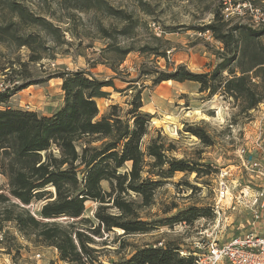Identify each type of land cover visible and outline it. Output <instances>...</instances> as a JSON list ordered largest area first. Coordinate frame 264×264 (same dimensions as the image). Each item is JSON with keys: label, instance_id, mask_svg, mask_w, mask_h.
<instances>
[{"label": "rangeland", "instance_id": "obj_1", "mask_svg": "<svg viewBox=\"0 0 264 264\" xmlns=\"http://www.w3.org/2000/svg\"><path fill=\"white\" fill-rule=\"evenodd\" d=\"M8 1L19 3L34 15L44 18L56 31L50 33L19 23L20 33H32L37 37L32 44L36 50L0 42V84L39 80L53 72L83 69L100 80L112 81V86L105 88L109 97L97 101L100 114L105 113L110 104L127 109L126 101L136 89H140L142 110L152 116L149 133L143 142L159 130L165 141L173 146L171 156L199 165L197 173L176 171L162 179L153 202L138 209L141 218L168 221L165 222L167 224L157 225L147 233L132 235H123L122 230L114 229L98 239L101 245L96 247L102 249L100 259L103 262L127 258L135 248L144 245L170 243L183 253H193L202 243L215 240L222 244L232 233L246 228L245 219H249V215L237 199L243 183L254 184L258 180L255 176L252 180L248 177L241 161L249 152L259 156L253 148V141L264 114V75L254 88L263 101L254 109L245 110L244 99H234L221 92L214 95L205 91L200 93L198 84L189 81H162L153 85L151 76L141 72L146 68L171 70L179 64L193 72L211 71L221 60L222 43L210 31L199 27L209 24L214 12L221 15L223 0H103L113 9L124 10L131 15L132 22L126 35L115 32L121 30L126 22L106 14L98 8L96 0H0V22L9 18L16 20L6 4ZM262 1L251 0L256 5ZM226 22L228 26L247 25L251 18L249 15L233 17ZM100 27L112 30L111 36H104ZM256 40L264 44V35ZM114 46L122 49L131 47L132 50L121 63H117L119 54L112 50ZM147 47L157 48L159 53L165 52V56L169 50L168 59L154 56L145 50ZM30 53H40L41 58L36 62L29 61ZM246 61H233L231 67L237 70L238 63L245 66ZM223 75L227 73L223 72ZM56 81V78H51L32 84L12 95L6 105L40 114L52 112L60 98V87ZM128 85H131L130 89L126 88ZM187 125L203 127L212 144L204 145L197 137L184 131ZM261 128L263 131V123ZM243 147L246 152L240 155L239 150ZM221 173H226L232 198L218 200L217 182ZM102 185L107 188L106 182ZM251 188L255 189L252 185ZM0 193L9 197L6 202L0 201V213L7 207L15 208L8 193L7 180L2 174ZM42 203L33 201L25 208L37 214ZM96 206V203L86 202L84 216L93 218ZM208 207L213 210V218L197 217L191 224L178 220V217L172 218L187 208ZM110 211L115 212L114 209ZM172 219L177 220L172 222ZM0 264L70 263L60 260L55 248L36 241L32 235H21L12 222L3 221L0 217Z\"/></svg>", "mask_w": 264, "mask_h": 264}, {"label": "trees", "instance_id": "obj_2", "mask_svg": "<svg viewBox=\"0 0 264 264\" xmlns=\"http://www.w3.org/2000/svg\"><path fill=\"white\" fill-rule=\"evenodd\" d=\"M96 2L106 14L126 22L115 32L128 34L131 15L113 9L103 0ZM6 4L16 20L9 18L0 22L1 43L36 50L32 44L37 37L20 33L19 23L50 33L56 31L50 22L23 5L14 1ZM199 29L209 30L222 43L221 60L211 71L193 72L179 64L171 70L146 68L142 74L151 76L153 85L162 81L195 82L200 93L228 94L234 99H244L245 110L254 109L263 101L254 88L264 75V44L256 40L264 35V27L256 30L244 24L228 26L217 11L212 21ZM100 31L104 36H111L112 30L100 27ZM112 50L119 54L117 63H121L132 49L114 46ZM145 50L156 57H165V52L159 53L157 48ZM40 58V53L29 55L32 62ZM244 59L245 66L238 63L237 70L231 67L233 61ZM51 78L61 80L62 99L50 115L6 105L15 93ZM3 85L6 88L0 90V174L7 180L15 208H5L0 213L1 220L12 222L21 235H32L36 241L55 248L59 259L70 264L195 263V254L181 253L178 246L170 243L137 247L127 258L106 262L100 259L102 249L96 247L101 245L98 239L114 229L122 230L123 235H132L167 224L168 221L141 218L138 209L153 202L162 179L176 171H200L197 163L171 156L173 146L159 130L143 142L152 116L142 110L140 89L126 101L127 109L110 104L100 114L96 99L109 96L105 88L112 86V81L100 80L83 69L57 71L44 79L22 83L15 80ZM129 86L126 88L130 89ZM184 131L204 145L213 142L201 126L187 125ZM7 200L9 197L0 193V201ZM33 201H43L37 214L25 208ZM88 201L97 204L93 218L84 216ZM179 214L172 218L178 217L188 224L197 217H214L210 207L187 208Z\"/></svg>", "mask_w": 264, "mask_h": 264}, {"label": "built area", "instance_id": "obj_3", "mask_svg": "<svg viewBox=\"0 0 264 264\" xmlns=\"http://www.w3.org/2000/svg\"><path fill=\"white\" fill-rule=\"evenodd\" d=\"M249 15L251 23L247 24L253 29L264 27V0L256 5L251 0H223L221 16L224 21L233 17H244ZM158 28V27H157ZM209 32V30H206ZM169 50L166 51L164 59H168ZM165 61V60H164ZM6 88L0 84V90ZM264 114L259 121L260 128L253 141L255 153L249 152L241 161V166L248 177L257 179V183H243L240 197L237 203L249 215L246 218V228L236 234H232L228 241L218 244L215 240L207 241L197 246L193 252L196 259L194 264H264ZM246 148L239 150L240 155L245 154ZM226 173L219 174L217 182L218 200L232 198L230 185ZM255 176V177H254ZM254 177V178H253ZM251 185L255 189L251 188ZM231 196V197H230ZM217 206H215L216 209ZM216 212H219L218 210ZM183 253V251H181Z\"/></svg>", "mask_w": 264, "mask_h": 264}, {"label": "crops", "instance_id": "obj_4", "mask_svg": "<svg viewBox=\"0 0 264 264\" xmlns=\"http://www.w3.org/2000/svg\"><path fill=\"white\" fill-rule=\"evenodd\" d=\"M56 84L57 85H59V87H60V84H61V80L60 79H58V78H56ZM178 83V82H177ZM60 89V88H59ZM59 95H60V98H58V101L55 103V105H54V107H53V110H55L59 105H60V103H61V99H62V92H61V90H59ZM109 97V96H108ZM99 99H103V98H97L96 99V103H97V101L99 100ZM108 102H109V100H108ZM97 106H98V104H97ZM99 108V107H98ZM99 111H100V109H99ZM53 112V111H52ZM43 115H50L51 114V112H47V113H42ZM246 220V219H245ZM239 231H236L235 233H232V234H236V233H238ZM231 236V235H230ZM228 240H229V237H228ZM228 240H226V241H228Z\"/></svg>", "mask_w": 264, "mask_h": 264}]
</instances>
